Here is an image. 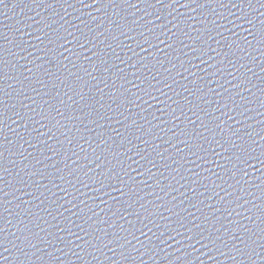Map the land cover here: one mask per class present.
Wrapping results in <instances>:
<instances>
[{
    "label": "water",
    "instance_id": "water-1",
    "mask_svg": "<svg viewBox=\"0 0 264 264\" xmlns=\"http://www.w3.org/2000/svg\"><path fill=\"white\" fill-rule=\"evenodd\" d=\"M223 3L0 5V264H264V0Z\"/></svg>",
    "mask_w": 264,
    "mask_h": 264
},
{
    "label": "snow or ice",
    "instance_id": "snow-or-ice-1",
    "mask_svg": "<svg viewBox=\"0 0 264 264\" xmlns=\"http://www.w3.org/2000/svg\"><path fill=\"white\" fill-rule=\"evenodd\" d=\"M44 2H46V0H41V3H44ZM65 2H67V0H65ZM79 2L80 3H83V0H79ZM95 2H97V0H93V3H95ZM124 2L127 3V0H124ZM144 2H148V0H144ZM160 2H161V0H157V3H160ZM172 2L173 3H177L178 0H172ZM188 2H189V4L197 3V0H188ZM205 2L208 3V4H211V3H219L221 5V7H224L225 6L224 3H223V0H205ZM229 2L231 3V0H229ZM248 3H249V6H251L252 0H248ZM0 5H5L6 6L5 0H0ZM85 6H87V5H85ZM261 6L264 7V4H262ZM232 7L235 8L236 7V4L235 3H232ZM62 19H63V17H61V20ZM238 19L240 21H243V23H245V24L253 25V20L250 19L249 16H248V14H246V13L243 14V15H240V17H238ZM53 23H58V21H53ZM64 23H66V21H64ZM149 23H150V21H149ZM213 24H215V21H213ZM46 26L47 25H45V27ZM61 27H63V24H61ZM65 31H66V29H65ZM149 32H151V29H149ZM67 35L68 36H71L73 34L71 32H68ZM141 35H143V33H141ZM249 35H253V33L250 30H249ZM0 39L7 40L8 38L7 37H0ZM57 39H66V37H60L57 34ZM156 39L159 40V36H157ZM253 39H256V36L255 35H253ZM161 42H163V41H161ZM246 42L249 43V45L251 43L249 41H246ZM258 42L261 43L262 45H264V21H262V23H261V30H260L259 41ZM77 43H79V40H77ZM144 43H149L150 44V41L148 40L147 37L145 38ZM86 45H88V42L87 41L85 43H79V46L81 48H85ZM138 46H141L142 47L144 45L143 44H139ZM169 47H170V45H169ZM142 50H143V47H142ZM8 51L10 52V50H8ZM4 52H5V48H4L3 44L0 43V78H2L3 65L5 63V60H4ZM89 59H91V58L89 57ZM229 63H231V61H229ZM241 67L243 68L244 66L241 65ZM88 74L91 75V73H88ZM240 86H241L240 84L235 85V87H240ZM134 87H135V85H134ZM3 94H4L3 89L0 88V125H3V123H4V120H3V116H4L3 108L6 106V101L2 98ZM147 94L148 95H151V93H147ZM138 99H139V97H138ZM62 103H63V101H62ZM189 103H191V101H189ZM262 106H264V105H262ZM193 107H198V106L193 105ZM33 111H34V109H33ZM173 112H175V110H173ZM181 112H183V109H181ZM17 115H19V113H17ZM57 115L62 116L63 113L59 112V110L57 109ZM194 115H196V113H194ZM21 118H23V117H21ZM44 118L47 119V117H44ZM176 118L178 119L179 117H176ZM198 118L199 117L197 116V119ZM189 122L193 126L192 127V132L189 133V132H187V131H185V130L182 129L181 130V135H185V136L191 135L193 137H199V136H201L202 134L197 131V127L198 126H197L196 120H190ZM200 126L201 127H205L203 124H201ZM25 127H27V125H25ZM2 132H3V127H0V133H2ZM20 139L23 140L24 138L21 137ZM261 139L264 140V137H261ZM145 143H146V141H145ZM253 143H255L254 140H253ZM21 147H22V145H21ZM194 147L195 148H199L200 150H204L202 144H200V145L193 144V145L190 146L189 150L191 151V149L194 148ZM2 148H3V144L0 143V149H2ZM241 152L243 154L244 153V149H241ZM195 154L196 153L193 152V155H195ZM21 155H23V153H21ZM3 156H4V153H3L2 150H0V172L5 171V169L3 168ZM97 158L99 159V157H97ZM236 159L241 162V166L238 168V171L244 173V175H247V173L245 172V169H244L243 166L244 165H248L249 164V160L252 159V157L249 156L248 158H245V159L241 160V157L240 156H237ZM261 163H264V161H261ZM153 166H155V165H153ZM97 167H99V165H97ZM33 175H35V173H33ZM125 175H126V173H125ZM115 178L120 183H123L124 182L123 179L119 176L118 173L116 174V177ZM0 181H2V178H0ZM237 183H239V181H237ZM0 193H3L4 195H7V193H4L3 192V189L2 188H0ZM262 222H264V221H262ZM81 230L83 231V229H81ZM61 231H63V229H61ZM217 231H219V230H217ZM249 231H251V230L250 229H247L246 230V232H249ZM3 232H4V229L2 227H0V248H4L5 251H8V249L4 247V242H3V238H2ZM261 232L264 233V229H262ZM48 235L49 236H53V233H48ZM37 237H38V234H35V233H33L31 237L25 236L24 237V241L22 243H26L27 246L35 247V244L32 243V239H36ZM53 238L55 239V237H53ZM17 239H19V237H17ZM61 239H63V238L61 237ZM216 239L217 240H220V237L218 236ZM250 239H251V237H250ZM260 239H261V241H264V235H261ZM197 242L199 243L201 241L198 240ZM69 243H71V242L69 241ZM241 243L244 245V248H242V249L241 248H238L235 244H233L232 245V249H234L235 252L238 253L240 256L247 255L248 258H249L250 264H252V262H253V256L256 255V250H255V247H254V245L256 244V241L253 239V240H251V243H248L247 241L243 240V241H241ZM13 246L14 247H19L18 245H13ZM203 246L207 247V245H203ZM260 246L261 247H264V244H261ZM121 247H123V245ZM24 255L26 256V253ZM233 259H235V256L233 257Z\"/></svg>",
    "mask_w": 264,
    "mask_h": 264
}]
</instances>
